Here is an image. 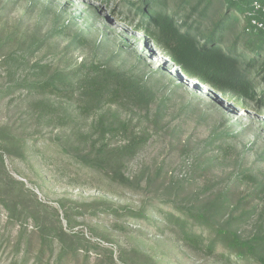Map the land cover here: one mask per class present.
<instances>
[{
    "label": "rangeland",
    "instance_id": "rangeland-1",
    "mask_svg": "<svg viewBox=\"0 0 264 264\" xmlns=\"http://www.w3.org/2000/svg\"><path fill=\"white\" fill-rule=\"evenodd\" d=\"M141 7V0H0V264H249L227 263L219 246L209 253L187 244L166 214L171 199L183 201L196 191L205 196L210 188L230 189L232 203L244 195L243 202L259 212L261 199L240 170L253 166L264 182V67L250 74L255 98L229 101L169 67L161 54L155 60L160 49L138 26ZM34 62L48 73L77 68L79 75L86 70L81 64L110 65L151 86L150 114L160 108L159 125L152 126L151 115L120 109L147 137L124 159L123 172L134 178L161 167L157 183L186 178L176 194L156 191L155 181L118 184L67 155L66 134L88 128L92 115H78L75 96L50 95L54 114L40 117L33 107L38 94L26 89L38 71ZM213 130L227 132L224 140L209 142ZM123 138L110 140L116 145ZM226 143L227 158L194 171L200 154ZM256 227L246 217L239 231L248 236Z\"/></svg>",
    "mask_w": 264,
    "mask_h": 264
},
{
    "label": "trees",
    "instance_id": "trees-1",
    "mask_svg": "<svg viewBox=\"0 0 264 264\" xmlns=\"http://www.w3.org/2000/svg\"><path fill=\"white\" fill-rule=\"evenodd\" d=\"M141 1L140 31L160 49L155 54L168 58L169 67L177 66L183 75L202 81L229 101L243 103L247 98H255L250 74L258 66L264 67V32L250 26V19L260 15L252 13L253 0ZM214 3L220 5L213 6ZM181 12H185L183 16ZM229 40L233 43L227 46ZM81 65L86 70L79 75L77 68L54 69L48 73L45 64L34 62L33 69L38 71L26 82V89H33L38 94L34 109L40 117H52L55 105L50 95L75 96L78 115H92V118L88 128L78 127L66 134L64 152L84 165L102 171L118 184L135 183L139 186L142 180L147 186L153 181L157 183L161 167L152 172L143 169L134 178H128L123 172L124 159L134 155L147 137L144 136L145 129L135 128L133 115L120 112L121 108H127L144 114L146 119L151 115L155 100L153 88L143 79L110 65ZM261 108L264 109V101ZM161 119L158 107L150 122L155 127ZM118 134L124 137L123 142L112 145L110 139ZM226 134L225 131L213 130L209 134V142ZM84 145L90 148L85 151ZM217 147L216 153L206 157L202 153L196 158L198 161L194 160L195 172L210 167L213 159L228 157V143ZM241 167V176L252 181L253 191L261 199L259 212L256 205L243 202L244 195L236 197L232 203L227 198L230 189L210 188V194L205 196L196 191L183 201L171 199L172 211L166 214V219L169 224L180 228V235L187 244L197 248L202 246L209 253L221 247L222 254L226 253L227 263L234 258L249 264H264V182L252 173L253 166ZM185 180L171 178L168 182L160 181L156 191L163 187L161 190L164 189L167 197L174 196V191ZM246 217L255 219V227L259 225L250 235L243 236L239 226ZM193 225L207 232V236L202 232L196 234L191 227Z\"/></svg>",
    "mask_w": 264,
    "mask_h": 264
},
{
    "label": "built area",
    "instance_id": "built-area-1",
    "mask_svg": "<svg viewBox=\"0 0 264 264\" xmlns=\"http://www.w3.org/2000/svg\"><path fill=\"white\" fill-rule=\"evenodd\" d=\"M252 6H253L252 13L253 14L260 13V15L257 17H252L250 19V26L254 28V30L264 32V0L263 1L253 0Z\"/></svg>",
    "mask_w": 264,
    "mask_h": 264
},
{
    "label": "bare ground",
    "instance_id": "bare-ground-1",
    "mask_svg": "<svg viewBox=\"0 0 264 264\" xmlns=\"http://www.w3.org/2000/svg\"><path fill=\"white\" fill-rule=\"evenodd\" d=\"M154 56H156V57H155V60H160V59H161V56L158 55V54H154Z\"/></svg>",
    "mask_w": 264,
    "mask_h": 264
},
{
    "label": "clouds",
    "instance_id": "clouds-1",
    "mask_svg": "<svg viewBox=\"0 0 264 264\" xmlns=\"http://www.w3.org/2000/svg\"><path fill=\"white\" fill-rule=\"evenodd\" d=\"M158 61L160 62V61H161V59H160V60H158ZM158 61H157V62H158Z\"/></svg>",
    "mask_w": 264,
    "mask_h": 264
}]
</instances>
